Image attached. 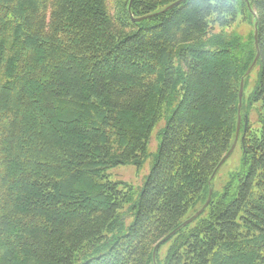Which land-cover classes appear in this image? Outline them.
Segmentation results:
<instances>
[{
    "label": "trees",
    "instance_id": "obj_1",
    "mask_svg": "<svg viewBox=\"0 0 264 264\" xmlns=\"http://www.w3.org/2000/svg\"><path fill=\"white\" fill-rule=\"evenodd\" d=\"M176 1L133 0L135 22L131 0H0V264H264V0ZM258 51L245 172L162 242L206 203ZM164 115L135 197L109 170L142 167Z\"/></svg>",
    "mask_w": 264,
    "mask_h": 264
},
{
    "label": "rangeland",
    "instance_id": "obj_2",
    "mask_svg": "<svg viewBox=\"0 0 264 264\" xmlns=\"http://www.w3.org/2000/svg\"><path fill=\"white\" fill-rule=\"evenodd\" d=\"M249 17L247 13L240 12L235 18V21L232 23L230 27H224L223 30L235 33L239 38L240 45L244 49L245 47H249L252 45V25L248 20ZM220 29L218 28L217 31ZM241 52V51H240ZM261 73L260 64H256L246 81L245 89H244V113L241 130L244 126L243 134L240 135L238 139V143L236 145L235 150L231 154V156L226 160V162L219 168L217 171L213 181L212 188L215 193L216 198H220L227 186H236L238 184L239 177L242 173L245 172L246 166L244 162V150L242 148V143L244 142V138L246 135L247 125L249 124L251 128L256 129L262 126V103L261 102H253L251 100V96L253 91L255 90ZM246 117V118H245ZM167 126V115H164L156 124L153 133L151 135L148 151L149 157L144 162L142 167H137L134 164H124L114 167L109 170L110 178L114 181H120L124 183H128L134 188L135 197L138 196L141 187L143 186L145 180L147 179L152 164H153V154L157 152L161 142V136L163 131ZM128 207H126L127 213V225L131 224L133 221L130 213H128ZM167 246H163L161 249L162 257L165 255Z\"/></svg>",
    "mask_w": 264,
    "mask_h": 264
},
{
    "label": "water",
    "instance_id": "obj_3",
    "mask_svg": "<svg viewBox=\"0 0 264 264\" xmlns=\"http://www.w3.org/2000/svg\"><path fill=\"white\" fill-rule=\"evenodd\" d=\"M133 0H131L130 4H129V13L131 15V18L133 19V21L135 22H139L143 19H145L146 17H135L132 13H131V3ZM182 1L184 0H178L172 4H170L168 7L165 8V11L172 9L173 7L179 5ZM248 2V0H246ZM249 5V3H248ZM250 6V5H249ZM254 40H255V45L256 48L258 49V24L255 23L254 24ZM259 51L257 52V55L252 63V65L250 66V68L248 69V71L246 72L245 76L242 78L241 83H240V91H239V110H238V124H237V132H236V136H235V140L234 143L232 145V147L230 148V150L227 152V154L222 158V160L220 161V163L218 164V166L216 167L214 173L211 176V180L213 181L217 171L219 170V168L226 162V160L231 156V154L233 153V151L236 148V145L238 143V139H239V135H240V130H241V124L243 121V115H242V106H243V97H244V85H245V80L246 77L250 74L252 68L256 65L258 59H259ZM246 118V117H245ZM212 196H213V188L210 187V191H209V196L208 199L206 201V203L190 218H188L187 220H185L181 225H179L175 230H173L162 242L166 241L170 236H172L173 234H175L177 231H179L182 227L187 226L188 224H190L191 222H193L195 219H197L202 213L203 211L207 208V206H209L211 200H212ZM160 246V244H158L155 249H154V253H153V257L154 259L156 258V252L158 247Z\"/></svg>",
    "mask_w": 264,
    "mask_h": 264
}]
</instances>
